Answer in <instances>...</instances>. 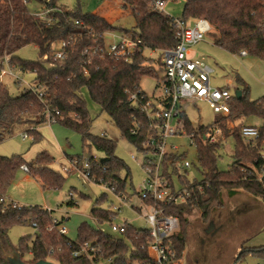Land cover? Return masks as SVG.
<instances>
[{
    "label": "trees",
    "instance_id": "1",
    "mask_svg": "<svg viewBox=\"0 0 264 264\" xmlns=\"http://www.w3.org/2000/svg\"><path fill=\"white\" fill-rule=\"evenodd\" d=\"M38 1L43 4L47 2ZM120 1L124 10L129 9L134 19L135 26L131 33L99 13L83 12L80 5L65 9L59 0H50L53 12L49 15L48 22L32 13L29 8L30 0H0V75L8 58L14 69L34 73L36 84L41 85L45 91V101L41 102L36 94L26 88L18 96H13L7 86L0 83V143L18 132L33 137V144L39 143L42 140L39 129L47 123L48 110L59 111L62 119L58 123L79 133L85 147L94 148L103 154L100 163L92 166V176L97 182L114 186L117 192L127 193L130 170L116 156L117 144L114 141L91 133L92 119L82 93L86 89L101 112L106 113L117 126L122 137L142 152L143 145L151 134L149 124L146 115L129 101V97L138 90L143 92L142 79L158 76V71L156 66L147 64L151 59L143 52L132 56L127 62L111 57H95L88 65L83 52L86 47L103 42L105 33L117 30L142 39L148 49H171L177 45L178 30L175 18L156 9L153 6L154 0ZM180 19L185 23L206 19L212 27L208 37L214 45L234 55L246 51L248 55L264 60V0H185ZM71 39L77 41L69 57L64 61L54 60L53 45ZM31 45L39 49L41 59L36 62L21 60L18 52ZM157 65L163 70L160 60ZM84 67H87L88 75L84 74ZM242 92L240 100H233L231 114L221 117L215 123L222 128L226 141L230 138L236 141L229 171L223 172L217 166V153L225 147V143L209 145L196 138L204 181L190 185L191 196L186 202L171 206L166 211L179 217L183 226V230L171 238L180 256L186 249V226L188 216L193 212H198L203 220L209 221L224 206V195L233 197L239 192L264 200V183L255 178L251 168L255 165L261 171L264 167L259 146L245 145L240 138V127L229 129L226 125L227 121L237 122L249 116L264 119V97L251 101L247 90ZM182 118L189 134H204L209 129L210 125L195 126L187 114H182ZM93 158L92 153L79 157L76 160L77 168L82 169L83 163L91 162ZM180 158L173 155L171 161L174 163ZM71 161L76 163L73 158ZM54 163L55 158L47 152L39 153L29 162L21 156H0V197L7 196L23 165L28 167V173L44 189L61 188L66 176L53 167ZM133 194H136L135 189ZM105 200L107 195L103 193L91 210V218L95 224L111 220L112 213L108 209L97 207ZM51 221V213L43 207L26 206L22 210L4 211L0 204V264H5L11 253L9 232L18 225L32 226L36 230L35 238L23 237L19 247L14 249L26 263L44 260L55 264H92L85 258H75L72 255L77 244L90 242L101 246L103 257H112V264H154L147 249H142L150 240L148 230H137L128 225L114 236L84 223L78 230V239L71 245L67 236L46 230ZM245 254L264 260V247L248 249L238 260Z\"/></svg>",
    "mask_w": 264,
    "mask_h": 264
},
{
    "label": "rangeland",
    "instance_id": "2",
    "mask_svg": "<svg viewBox=\"0 0 264 264\" xmlns=\"http://www.w3.org/2000/svg\"><path fill=\"white\" fill-rule=\"evenodd\" d=\"M107 1L59 0V3L65 9H73L80 5L84 12H93ZM110 1L112 2V10H108V18L114 19L115 25L128 30L130 33L133 32L135 22L129 13V9L124 10L120 0ZM162 1L166 2L164 12L167 15L174 18L183 16L185 0ZM29 8L35 15L44 12V4L38 0H30ZM188 24L191 25L192 22ZM114 33L117 35L125 34L122 30H117ZM208 36L204 43L194 48L193 52L196 53V57L204 59L214 70L211 80L212 86L215 88L227 87L234 93L237 90H247L251 101L263 98L264 60L253 55L244 58L231 54L214 45ZM107 37V41L110 42L111 37L109 35ZM57 48L58 46H55V49ZM146 54L151 59L147 64L156 66L158 76L143 78L141 89L150 98L159 97L163 91L161 80L164 78V70H161L157 65L158 60H160L158 52H147ZM17 55L21 60L27 62H36L41 59L39 49L34 45L23 48ZM195 56L193 54L191 58ZM14 74L22 80L21 83L8 75L2 80L13 96H18L21 93L25 88L24 83L31 86L37 85L34 73H24L20 69H15ZM82 94L92 119L91 133L96 136H105L114 141L117 144L116 156L124 161L131 173V179L126 188L131 199L127 206L123 207L114 224L122 225L127 221L135 229L146 231L149 229L148 223L135 210V208H143V204L140 197L133 194V189L138 193L141 191L147 179L145 171L139 163L142 159V153L122 137L120 130L106 113L101 112L86 89L83 90ZM183 106L195 126H209L218 122L222 117L204 103L185 102ZM241 122L261 124V120L257 116L242 118L235 122V125L239 126ZM39 131L42 135V140L39 143L33 144V137L31 136L24 140L23 132H18L10 139L0 143V156L9 158L21 156L29 162L35 159L39 153L47 152L55 158L53 167L61 171L66 179L59 189H44L36 178L20 169L7 192L8 197L22 206H39L49 209L53 219L67 218L64 224L68 229L67 237L71 241L78 239V230L84 223L93 228H100L105 234L117 236L118 233L114 232L109 224H95L91 218V210L97 198L103 193L107 195V200L100 202L97 207L106 209L111 202L116 206H120L121 203L104 187L93 181H87L76 166V160L79 157L89 156L92 153L93 156L101 159L103 154L94 148L85 147L83 137L61 123L46 124ZM168 143L179 147L180 163L188 161L192 165L190 170L179 173L171 168L176 189L181 190L187 185L202 183L205 177L199 162L198 148L191 145L190 138L187 135L174 136L168 139ZM235 147V139L230 138L226 141L225 147L218 151L217 166L219 170L229 171V166L233 163ZM132 156L137 157L138 161H133ZM71 158L75 159L76 163L72 162ZM180 176L183 177L180 178ZM211 223H213L212 230L207 234ZM182 230L183 226L180 224L176 234ZM35 233L36 230L32 226L18 225L13 227L9 232L10 252L19 247L23 237L31 236L33 239ZM186 233L185 264H264L262 258L249 254H245L238 260L246 250L264 247V200L255 198L246 192H239L233 197L224 195V206L217 211L211 220H203L198 212H193L192 215L188 216ZM10 256L11 253L8 257Z\"/></svg>",
    "mask_w": 264,
    "mask_h": 264
},
{
    "label": "built area",
    "instance_id": "3",
    "mask_svg": "<svg viewBox=\"0 0 264 264\" xmlns=\"http://www.w3.org/2000/svg\"><path fill=\"white\" fill-rule=\"evenodd\" d=\"M50 0L44 2V12L37 14L39 19L50 22L49 15L53 12ZM153 6L164 12L166 2L157 0ZM170 16V15H169ZM177 32V45L166 50H151L144 46L142 39L134 37L133 34L117 35L114 32H107L103 35V42H97L92 47L84 49L87 65L91 64L95 57L129 61L132 56L138 53H155L158 52L160 61L163 65L164 78L161 81L163 91L161 96L150 98L141 90L133 93L129 97L140 112L146 115L148 120V128L150 135L143 145L142 159L140 166L144 169L147 176L141 191L136 195L140 197L143 208H135L141 217L149 225L150 240L146 247L149 258L154 264H185L184 255L177 254L171 238L178 232L180 227V219L176 215L166 213L171 206H177L186 202L191 196L190 186L187 185L181 190H177L172 178L171 168H174L177 173L180 171H188L192 165L188 161L180 163V160L172 163L171 157L178 155L179 147L170 145L168 139L174 136L187 135L190 138L191 145L197 147V139H202L203 142L209 145H215L218 142L226 143L223 130L215 123L209 126V129L204 134H189L184 127L182 114H186L184 110L185 102H199L209 106L215 113L228 117L231 114V106L236 98L235 93L230 88H215L211 84L214 70L205 62L204 59H193L190 57V51L193 47L201 42H204L212 32V27L206 19H197L191 25L185 23L180 18H175ZM77 24H80L77 22ZM111 37V41H107V36ZM76 39L62 41L54 44L53 55L54 60L64 61L72 52L76 44ZM55 46H58L55 49ZM239 57H248L246 51H242ZM9 59L5 61V68L0 75V83L5 76L14 77L19 81L22 80L14 74ZM83 72L88 75L87 67H84ZM25 88L38 97L41 102L45 101V91L41 85L31 86L24 83ZM62 119L59 111L47 112V123L49 125L58 123ZM260 125L241 122L240 138L242 142L250 147L259 146L262 160H264V119H261ZM226 125L229 129L236 127L235 122L227 121ZM24 140L29 138L27 133L22 135ZM197 138V139H196ZM133 161H138L137 157L132 156ZM100 163V158L94 156L91 162L85 161L82 169H79L82 176L87 181H93L98 185L110 191L121 203L116 206L113 202L110 203L108 209L112 213L111 220L104 224H109L114 232L120 233L129 224L124 222L122 225H115L114 221L122 212L123 207L130 202L131 195L126 192H117L116 188L109 187L102 182H97L92 176V166ZM255 178L264 183V167L260 171L255 165L251 166ZM21 169L29 172L26 165ZM243 170H246L245 168ZM183 176H180L182 178ZM135 195V194H134ZM0 204L3 210L13 209L22 210L26 206H22L17 202L12 201L9 197H0ZM134 208V207H133ZM49 213L51 210L46 209ZM64 220L53 219L46 228L48 232L57 231L62 236L68 235V229L65 226ZM36 226V225H34ZM71 245L75 244L70 241ZM72 255L75 258H85L92 264H112L113 258L103 257V249L101 246L90 242L77 244Z\"/></svg>",
    "mask_w": 264,
    "mask_h": 264
},
{
    "label": "water",
    "instance_id": "4",
    "mask_svg": "<svg viewBox=\"0 0 264 264\" xmlns=\"http://www.w3.org/2000/svg\"><path fill=\"white\" fill-rule=\"evenodd\" d=\"M235 97L238 100H240L243 97V92L241 90H237L235 92ZM212 227H213V223L210 224V228L206 232L207 234H209L211 232ZM5 264H55V263L50 262V261H44V260H41V261L35 262V263H26L23 261L20 254L14 250L11 252V256L7 258Z\"/></svg>",
    "mask_w": 264,
    "mask_h": 264
},
{
    "label": "crops",
    "instance_id": "5",
    "mask_svg": "<svg viewBox=\"0 0 264 264\" xmlns=\"http://www.w3.org/2000/svg\"><path fill=\"white\" fill-rule=\"evenodd\" d=\"M111 4H112V2L110 1V0H108L102 7H100L99 9H96L95 11H93L92 13H99V14H101L103 17H105L107 20H109L110 22H112V23H114V19H112V20H110L108 17H109V15H108V10H112V8H111ZM84 12V11H83ZM85 13H88V12H85ZM205 42V41H204ZM204 42H201L200 44H198L197 46H195V47H193L192 49H191V51H190V57L191 56H193V54H194V56L196 55V53H194L193 52V50H194V48H197L199 45H201L202 43H204ZM193 59H199L198 57H194ZM40 130V129H39ZM38 181V180H37ZM39 182V181H38ZM39 184H40V182H39ZM41 185V184H40ZM7 197H8V195H7ZM60 220H64V221H67V218H65V217H63L62 219H60Z\"/></svg>",
    "mask_w": 264,
    "mask_h": 264
}]
</instances>
